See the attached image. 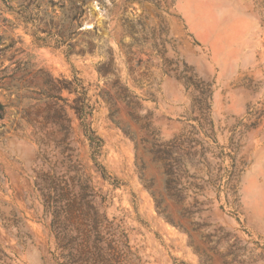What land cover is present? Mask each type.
<instances>
[{"label":"rangeland","instance_id":"rangeland-1","mask_svg":"<svg viewBox=\"0 0 264 264\" xmlns=\"http://www.w3.org/2000/svg\"><path fill=\"white\" fill-rule=\"evenodd\" d=\"M0 264H264V0H0Z\"/></svg>","mask_w":264,"mask_h":264},{"label":"trees","instance_id":"trees-1","mask_svg":"<svg viewBox=\"0 0 264 264\" xmlns=\"http://www.w3.org/2000/svg\"><path fill=\"white\" fill-rule=\"evenodd\" d=\"M82 125H83V130H84V134L86 135V137H87V139H88V141H89V144H90V146L92 147V153H93V151H97V149H98V147L101 145V139H100V137H98V136H96L95 134H94V131L90 128V127H88V125L87 124H85V123H82ZM96 163V165L100 168V170L102 171V175H103V177L104 178H108V179H110V177L106 174V172H105V170H104V168H103V166L101 165V164H99L97 161L95 162ZM56 194H54L53 195V200H55L56 199ZM94 197L95 196H93V199H94ZM60 199V197L58 198V200ZM92 199V200H93ZM57 200V201H58ZM87 207H89V209H91V210H93V213L97 216L98 214H97V211H96V206H95V204H94V202L92 201L91 202V206H87ZM73 208V206L71 205V206H69L68 204H64L62 207L60 206V209L58 210L59 211V213L61 212H65L66 213V211L68 212V211H70L71 209ZM57 211V212H58ZM56 217H57V215H56ZM59 240H60V238H59ZM67 244H69V243H67ZM67 244H64L63 245V248H65V247H67ZM64 258V257H63ZM65 263V262H64Z\"/></svg>","mask_w":264,"mask_h":264}]
</instances>
